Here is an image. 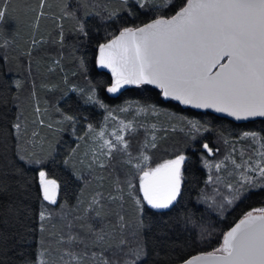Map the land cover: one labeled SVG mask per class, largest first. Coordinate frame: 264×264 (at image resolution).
I'll use <instances>...</instances> for the list:
<instances>
[{"label": "snow or ice", "instance_id": "snow-or-ice-1", "mask_svg": "<svg viewBox=\"0 0 264 264\" xmlns=\"http://www.w3.org/2000/svg\"><path fill=\"white\" fill-rule=\"evenodd\" d=\"M11 3L12 0H0V71L13 59L18 62L23 56L28 58L31 75L33 56H38L43 45L49 43L36 33L41 19L49 14L46 8L50 9L51 5L48 0H38L37 6L30 9L31 40L27 49L13 58L9 50L18 47L19 20L10 11ZM58 9L54 20L59 31L51 43L59 45L61 51L52 59L49 71L61 67L65 47L62 21L71 20L74 22L71 32L80 48L87 49L94 34L103 31V41L96 43L92 63L111 72L107 93L120 92L130 85L142 89L152 86L164 100L176 101L188 109H211L237 121L264 119V0H75L74 4L72 0H60ZM141 16L149 18L145 21ZM11 20L17 22L15 32L7 30ZM75 58L84 83L69 84L65 75V87L53 106L59 119L46 121L49 109L47 103L41 108L36 100L34 82L31 92L35 101V118L31 124L46 127L54 134L70 130L75 137L76 146L69 148L62 160H57L58 139L49 142L45 149V138L38 130L31 131L29 136V123L20 110L18 95L24 82L13 79L10 84L0 75V107L6 108L11 102L17 108L11 128L17 140L18 162H13L12 172L25 182H12L17 184V190H26L28 175L35 170L33 179L40 192L38 247L35 258L22 255L21 264H169L164 257L174 251L169 245L180 220L165 219V210H171L182 195L183 169L188 157L179 152L152 166L149 151L157 147L158 126L136 118L163 115L176 120L179 131L191 141H197L212 129L206 122L170 114L154 103L130 101L119 109H109L97 95V90L104 86L88 78L89 61L85 56ZM77 74L73 72L72 76ZM12 87L17 94H12ZM42 87L51 91L58 86ZM70 94L82 105L105 110L99 130L88 123L83 134L77 135L80 119L87 117L59 106L63 101L69 109L72 107ZM131 109L135 110L133 119L119 120L109 132L108 122L117 120L114 112L127 113ZM141 128L145 130V139L138 154L133 155L131 141L126 136H133ZM220 137L225 145H232L231 151L215 164L204 159L203 165L219 173L230 163L229 175L234 178L224 182L221 176L214 180L209 174L206 183H223L228 194L223 195L217 188L214 192L222 196L221 202L203 193L199 201L223 212L227 206L247 199L253 190L264 191V135L257 131L241 133L238 140L247 141L248 148L239 150V160L235 142L222 132ZM81 144L85 146L82 153ZM201 146L209 155L214 154L207 142ZM49 163H62L80 183L74 204L67 199L58 203L60 183L49 177L46 170ZM118 166L124 172V179L116 174L111 189L105 193L104 182ZM106 169H110L107 175ZM11 191V184L0 178V210L14 212L18 218L27 217L30 209L22 201L19 207H9ZM200 211L193 206L186 212L183 217L186 231L189 225L197 227ZM213 235L210 225L200 224L197 239L201 243L210 241ZM180 264H264V206L245 212L220 234L216 247L184 258Z\"/></svg>", "mask_w": 264, "mask_h": 264}, {"label": "trees", "instance_id": "trees-1", "mask_svg": "<svg viewBox=\"0 0 264 264\" xmlns=\"http://www.w3.org/2000/svg\"><path fill=\"white\" fill-rule=\"evenodd\" d=\"M51 5L48 11V16L42 18L40 21L39 31L36 33L38 37H43L49 41L48 44L43 45L40 54L34 55L31 64V75H29L28 58L20 57L17 62L12 60L10 65L3 66V70L0 71V75H3L5 79L11 81L13 79H20L24 82L23 88L19 91L20 97L19 104L20 110L24 116L27 117L29 127V136L31 131L38 130L40 135L45 138V149L48 147L49 142L57 144V160H62L68 153L69 148L75 147V137H73L69 131L62 133H55L43 126L32 125L31 121L35 118L33 112V101L31 92L33 90V82L35 84L36 100L39 102L40 107L44 108L47 103L49 113L45 117L46 121H54L59 119L57 113H55L53 106L56 105L58 98L61 95V91L65 85L63 79L67 75L69 84L75 83L83 85L84 76L80 74L78 63L75 57L85 56L88 63V78L93 83L102 84L104 87L97 90L99 98L108 105L109 109H119L125 106L130 101H139L140 103H154L168 113L186 116L191 119H199L202 122H206L212 129L209 133H203L198 137L197 141H191L185 134L179 131V123L176 120H169L168 117L161 115L157 117L143 116L136 119L145 124L156 123L157 130V147L150 149L149 154L152 157V166L156 163H160L165 159L173 158L174 155L183 152L188 159L185 161L183 174L184 183L182 185V195L178 198V203L171 209L165 210V219H170L173 222L180 220V224L176 226L173 234V242L169 245L171 251L170 256L164 257L169 264L180 263V260L198 254L201 251H210L212 248L218 245L220 234L227 231L237 220H239L245 212L252 208L264 206V191L259 189L253 190L249 194L247 199L237 201L232 206H227L223 212L210 209L207 203L199 201L202 193L207 194L209 197L215 196L217 203L222 201L221 195H216L214 189H219L220 193L227 195V189L223 183H206L209 174L215 177L221 176L224 182L231 181L234 177L229 175L232 171V166L229 163L227 168L217 173L215 168L208 169L203 165V160L206 159L210 163L223 160L226 155L231 151L232 145H225L223 139L220 137L222 132L224 137L229 138L235 142L237 148L236 158L239 160V150L241 148H248L247 141H239L238 138L244 131H257L264 135V120L251 121L243 124H236L224 118L217 117L207 111H196L194 109H188L181 107L174 101L164 100L159 95V90L152 86L147 88L130 87L120 95L113 96L106 92V87L111 82V77L97 69L92 63L95 55V45L97 42L103 41V31L99 34H94L93 41L87 49L80 48L76 37L71 32L74 22L71 20L62 21L65 31V47L63 48V59L61 60V67L55 68L54 71H49L52 59L56 58L60 54L59 45L51 43L52 40L57 38L58 29L56 28V21L54 16L59 14L58 5L60 0H48ZM38 0H12L10 5V11L13 16L19 20V35L16 39V45L9 50L11 57L20 56V53L27 49L28 42L32 37L31 24L33 22V13L31 8L36 7ZM75 3V0H72ZM148 16H141L142 20L147 21ZM92 24L95 21L91 22ZM17 28L16 20L8 22V31L15 32ZM95 31V30H93ZM73 46H76L75 53L73 52ZM78 74L73 77L72 73ZM42 85H49V87L55 85L58 86L55 90H49L42 87ZM12 94H17L16 89L12 87ZM73 101L72 107L69 109L63 101H60L59 106L64 108L65 111L78 112L82 117L87 119H80L77 125V135H82L86 129L88 123H92L97 130L104 123V116L106 112L104 109H100L93 105H82L76 100L74 94H70ZM183 109V111H182ZM134 109L125 113L124 117L128 120L133 119ZM117 112V111H116ZM115 113V112H114ZM17 114V108L9 102L6 108L0 107V178L5 179L6 182L11 184L12 191L9 193V201L11 202L9 207H19L21 201L28 206L30 211L27 217L18 218L14 212L0 210V264H21L20 257L27 256L31 259L35 258V253L38 247V241L40 233L38 231V218L37 213L40 205V192L39 185L33 179L36 175L35 170L31 171L27 178L28 187L25 189L17 190V184L12 181H18L24 183L25 181L14 176L13 162H18L16 157V145L17 140L14 135V130L11 128L12 122L15 120ZM176 127V131H172V128ZM167 130V131H165ZM131 141V152L133 155L138 154L140 144L145 139V130L141 128L133 136H126ZM207 142L210 148L214 149V154L209 155L206 150L202 148V143ZM23 143V142H22ZM219 149V151H215ZM39 151V147L37 149ZM85 150V146L81 144L80 152ZM34 167V166H33ZM49 172V177L56 179L60 183V190L57 196L58 203L67 199L70 204H74L76 196L80 188V183L75 180L71 170L65 168L62 163H49L46 167ZM97 171H100L99 169ZM110 169L104 170L105 175L108 174ZM119 174L120 179H124V172L121 167L118 166L116 172L112 177L104 182V191L107 193L111 189V182L115 179V175ZM138 183V182H137ZM211 203V201H209ZM193 206L199 208L201 211L197 213V227L192 228L188 226L189 230H185L183 224V217L186 212L192 210ZM129 213L131 212V205L128 206ZM53 208H57L54 206ZM203 218L202 220L200 218ZM203 224L205 227L211 226L214 229V235L211 240L205 243H201L198 239L199 226ZM28 229H31L29 232ZM163 255V253H162Z\"/></svg>", "mask_w": 264, "mask_h": 264}, {"label": "water", "instance_id": "water-1", "mask_svg": "<svg viewBox=\"0 0 264 264\" xmlns=\"http://www.w3.org/2000/svg\"><path fill=\"white\" fill-rule=\"evenodd\" d=\"M97 69H98L99 71H101V72H105V73H107L110 77H111V75H112L111 72H110L108 69H101V68H99V67H97ZM130 87H133V86H132V85H130V86H126L125 88L121 89L120 92L114 93V94H112V95H113V96L120 95L121 93H123V92H125L127 89H129ZM174 102H176V101H174ZM176 103H178V102H176ZM180 106L185 108V106H182V105H180ZM194 110H196V111H207V112H209V113H211V114H213V115H215V116H217V117L227 119V120L232 121L233 123H236V124H243V123H247V122H251V121L264 120V119H261V118H256L255 120H248V121L241 120V121H237V120H235V119L232 118V117H228V116H226V115L223 114V113H216V112H214V111L211 110V109H209V110H198V109H194ZM196 255H197V254H196ZM177 264H180V263H177Z\"/></svg>", "mask_w": 264, "mask_h": 264}, {"label": "rangeland", "instance_id": "rangeland-1", "mask_svg": "<svg viewBox=\"0 0 264 264\" xmlns=\"http://www.w3.org/2000/svg\"><path fill=\"white\" fill-rule=\"evenodd\" d=\"M124 114L125 113H121L119 111H117V112L114 113V115L117 117V120L116 121H111L110 120L108 122L107 127H108V131L109 132L112 131V129L117 126L119 120H121V119L126 120V121L128 120L126 117H124L125 116ZM129 120H131V119H129ZM25 146L28 147L29 149H31V147H32L31 145H27V144ZM49 207L53 208L54 206L53 205H50Z\"/></svg>", "mask_w": 264, "mask_h": 264}]
</instances>
